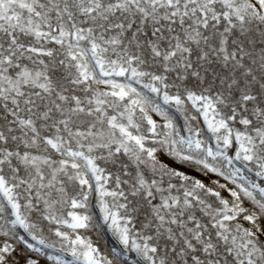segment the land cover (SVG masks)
Returning <instances> with one entry per match:
<instances>
[{
	"label": "snow or ice",
	"instance_id": "snow-or-ice-1",
	"mask_svg": "<svg viewBox=\"0 0 264 264\" xmlns=\"http://www.w3.org/2000/svg\"><path fill=\"white\" fill-rule=\"evenodd\" d=\"M0 264H264V0H0Z\"/></svg>",
	"mask_w": 264,
	"mask_h": 264
}]
</instances>
